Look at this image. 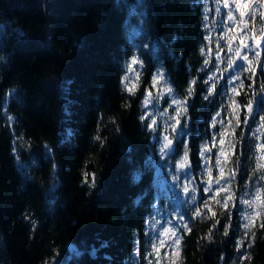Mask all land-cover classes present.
<instances>
[{
  "label": "trees",
  "instance_id": "trees-1",
  "mask_svg": "<svg viewBox=\"0 0 264 264\" xmlns=\"http://www.w3.org/2000/svg\"><path fill=\"white\" fill-rule=\"evenodd\" d=\"M229 3L231 21L223 0H0V264H157L158 259L159 264H264V220L252 218L247 236L242 227L241 197L255 167L254 158L246 159L248 151L241 160L251 167L227 186L234 197L228 208L224 192L213 196L221 123L213 128L212 119L219 112L228 125L232 97L243 121L242 106L264 84L258 64L264 49L259 58L247 53L257 76L239 71L244 85L237 88L239 95L227 83L237 74L227 68L228 57L236 58L235 50L228 53L221 21L236 27V45L240 35L247 40L253 28L257 33L264 28L258 0L252 9L245 6L256 13L246 34L244 25L236 26L234 0ZM132 56L144 64L134 67V76L126 67ZM209 76L217 84L212 103L203 99ZM132 85L130 94L126 87ZM149 92L159 101L155 115L145 107ZM178 106L188 125L180 142L171 128ZM257 111L254 128L264 114ZM152 119L158 140L143 126ZM214 132L216 147L202 157ZM241 132L254 151L257 141L241 123L226 137L225 177L241 154ZM165 135L173 143L162 153ZM233 140L234 149L228 147ZM208 157L213 184L205 193ZM177 237L179 245L173 244ZM241 239L240 251L250 260L239 259ZM104 241L108 247L101 249Z\"/></svg>",
  "mask_w": 264,
  "mask_h": 264
},
{
  "label": "snow or ice",
  "instance_id": "snow-or-ice-1",
  "mask_svg": "<svg viewBox=\"0 0 264 264\" xmlns=\"http://www.w3.org/2000/svg\"><path fill=\"white\" fill-rule=\"evenodd\" d=\"M256 0H234V6L235 10L239 12V24L236 25L237 27L239 25H244V33L246 34L248 32V22L249 21H255L256 20V13L255 11L252 12H246L245 11V6L248 9H252L254 6V3ZM258 6L261 8H264V0H258ZM223 8L227 9V17L228 20H232L233 18V7L230 5L229 0H223ZM217 13L221 12L220 5H217L216 9ZM260 19L264 20V11H261L259 13ZM235 24V22H233ZM221 24L227 28V32L225 34L226 38V43L228 46V53H232L233 50H235V58L244 61L247 63L248 67L245 68L244 63H237L236 59H233L231 56L228 57L227 60V68L230 69L233 73H237L236 75L230 76L228 79L227 83L230 86L231 92L235 93L236 95H239V92H237V88L243 89V81L239 80V71L241 69L247 71L251 70V77L250 78H255L257 76L256 70L251 67L252 65V58L249 57L247 54L248 52H254L255 57L259 58L261 56V49H264V28H261L260 32L257 33L255 29L253 28L252 34L247 37V40L245 39V35H240L239 36V44L236 45L234 44V40L237 38L236 36L232 35L233 33L236 32V27L232 25H227L225 22L222 20ZM250 40L251 43L249 44L247 41ZM241 49H244L245 51L242 52ZM222 49L217 50V59H224V57L220 56V51ZM212 50L209 49V52ZM205 65L208 64V60H205ZM140 65L141 68H144V64L140 59H138L136 56H132L130 61H126V67L127 71L129 73L133 72L134 67L136 65ZM259 66L264 69V60L258 61ZM261 75H264V71L261 72ZM140 72H136V77L139 78ZM159 74L157 73L156 75L152 76V82H153V87H156L159 83L158 79ZM124 79L122 78V83L124 82ZM239 80V84H236L235 81ZM192 83H195L193 81ZM256 83V80L253 79V84ZM205 84H210V86L206 89L208 95L204 96L203 99L208 101L209 103H212V101L209 99V97L214 96L215 89L217 87L216 84V79L215 77L209 76L207 80H205ZM249 88H252V85H248ZM135 85H132L131 87H126V91H128L130 94L134 91ZM193 89L190 87L188 89V95L192 96ZM223 95V93H221ZM149 96H151V93L149 92ZM231 103L229 107L232 109V112L230 113V118L228 125L225 126L222 121H220V113L217 112L216 115L212 119V127L215 128V125L217 122L221 123V131L218 133L219 135V144L220 148L218 152L216 153V165L219 166V175L215 178V183L219 185L216 187L215 191L213 192V196H220L222 192H224L223 196V206L225 209L228 208L229 201L231 199H234L232 196V191L228 190L227 186L230 183H233L236 179L237 172H240L241 175H243V172H241V169H246L250 168L251 165L243 162L241 160V156L244 155L245 151H248L250 155L246 159H255V167L252 168V175L249 177V183H245L244 187L248 189L243 193V196L241 197V203H243L246 208L243 212V218L246 221L245 223L242 224V227L245 229L244 235L247 236L248 232L251 231L250 224H253L254 226V220L252 218H261L264 220V142H260L262 140V137H264V133L257 134L260 132L261 128H264V114L259 115V125L258 127L254 128V125H257V115L258 111L257 109H264V84L261 85V91L257 93L255 89H253L252 96L248 98L247 103L242 106L243 110H245L246 114L243 117V121L240 119L239 111L237 110L241 106L238 105V103L232 99V97H229ZM173 103L176 105H181L182 102L180 100L174 99ZM254 104L256 105V108H254ZM155 106V105H154ZM183 108L184 112L186 113L187 111V104L186 102L183 103ZM176 115L172 117V119L175 121L174 124L171 125L172 131L176 135L177 142H180V138L186 135V129L188 128V125L186 123L182 124L181 122V115L183 114L181 111V107H177L175 109ZM145 119L144 116H141V120L143 121ZM232 119L235 120V125H232L231 121ZM243 123L245 128L252 133V139L257 141L255 143V148L254 151L251 149V143H245V141H248V137L245 135L244 132L240 133V140L239 142L241 143V154L240 156H236L235 160V168L231 171L230 175L228 177H225L224 173V167L221 163V157H225V163L227 162V153L225 152V141L226 137L230 136L232 133L235 132V128L239 127L240 124ZM157 121L155 119H152L151 123H146L143 126L146 127L150 132L153 134V139L158 140V129L156 127ZM230 129V130H229ZM216 137L217 134L214 132L212 135V142H211V147H209L207 144L202 146L201 149V156L206 157L207 154H210L212 152V148L216 147ZM163 139L166 141V144L164 145V148L161 149V152L163 153L165 149H167L170 145H172L173 141L172 139L169 138L168 135H165ZM236 141H231L228 145L230 148H235ZM187 147V145H185ZM50 150V149H49ZM15 151V149H14ZM235 155V153H233ZM187 158V152L185 153V160ZM208 159L210 157L205 159V169L206 173L209 177L208 179V186L204 188V192L207 193L212 190V184L213 180L211 177V169L208 165ZM185 165L180 164L178 167L183 168ZM138 178V177H137ZM255 178V179H253ZM92 185H95V176L92 178ZM188 188H184V192L188 193ZM193 200L195 197L192 198ZM219 202V201H217ZM247 209H251V213L247 211ZM209 212L212 211L211 208L208 209ZM199 213V210H197ZM215 215V213H212ZM231 220V213L229 212V222ZM261 227H264V222L260 224ZM228 230L229 226L225 227V235H228ZM254 235V233H253ZM211 239V237H209ZM173 244L179 245L180 244V239L177 237L174 241ZM244 246V241L238 240L237 241V250L240 253L239 259L241 261L243 260H250L251 256L248 255L246 252L240 251V249ZM108 247V243L106 241L101 242L100 248H106ZM248 247H251L249 244ZM77 256H79L81 253L78 250H73ZM98 252V249L93 247L91 250V255L93 257L96 256ZM153 252L159 254V248H157L155 245H153ZM167 255V253L165 254ZM174 255L177 257L179 256L178 252H175ZM149 264H152L151 261H149ZM157 264H159V259L157 260ZM235 264V262H234Z\"/></svg>",
  "mask_w": 264,
  "mask_h": 264
},
{
  "label": "rangeland",
  "instance_id": "rangeland-1",
  "mask_svg": "<svg viewBox=\"0 0 264 264\" xmlns=\"http://www.w3.org/2000/svg\"><path fill=\"white\" fill-rule=\"evenodd\" d=\"M131 75L132 76H134L135 75V73H134V71L133 72H131ZM163 80V77L161 76V78H160V81H162ZM157 102L159 103V101L158 100H153V98L151 97V96H149V98L148 99H146L145 100V107H146V109L148 110V112H150V114L151 115H155V111L153 110V108H157L159 105L157 104ZM155 105V106H154Z\"/></svg>",
  "mask_w": 264,
  "mask_h": 264
},
{
  "label": "water",
  "instance_id": "water-1",
  "mask_svg": "<svg viewBox=\"0 0 264 264\" xmlns=\"http://www.w3.org/2000/svg\"><path fill=\"white\" fill-rule=\"evenodd\" d=\"M148 97H149V94H148Z\"/></svg>",
  "mask_w": 264,
  "mask_h": 264
}]
</instances>
